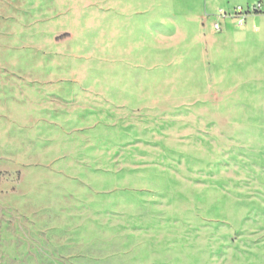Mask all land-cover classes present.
Listing matches in <instances>:
<instances>
[{"label":"rangeland","instance_id":"obj_1","mask_svg":"<svg viewBox=\"0 0 264 264\" xmlns=\"http://www.w3.org/2000/svg\"><path fill=\"white\" fill-rule=\"evenodd\" d=\"M0 264H264V0H0Z\"/></svg>","mask_w":264,"mask_h":264},{"label":"built area","instance_id":"obj_2","mask_svg":"<svg viewBox=\"0 0 264 264\" xmlns=\"http://www.w3.org/2000/svg\"><path fill=\"white\" fill-rule=\"evenodd\" d=\"M238 10H241V8H238ZM216 28H218V25H216Z\"/></svg>","mask_w":264,"mask_h":264},{"label":"trees","instance_id":"obj_3","mask_svg":"<svg viewBox=\"0 0 264 264\" xmlns=\"http://www.w3.org/2000/svg\"><path fill=\"white\" fill-rule=\"evenodd\" d=\"M255 11H256V13H260V11H258L257 9Z\"/></svg>","mask_w":264,"mask_h":264}]
</instances>
